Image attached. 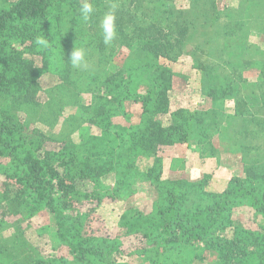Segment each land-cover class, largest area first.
I'll return each mask as SVG.
<instances>
[{
	"label": "rangeland",
	"instance_id": "374dc122",
	"mask_svg": "<svg viewBox=\"0 0 264 264\" xmlns=\"http://www.w3.org/2000/svg\"><path fill=\"white\" fill-rule=\"evenodd\" d=\"M16 1L0 0V12ZM202 1L90 0L95 11L85 21L82 0H48L45 19L9 22L0 36V134L10 154H0V264L16 249L24 255L31 249L48 261L68 258L54 216L24 186L14 158L24 152L42 158L63 143L73 147L83 170L69 169L63 179L75 186L70 217L88 214L91 235L119 240L120 264H156L171 246L179 251L176 264H220L219 250L237 226L249 236L261 233L264 220L259 223L241 197L226 205L224 218L198 243L172 234L173 245L152 248L140 236L125 237L119 226L129 208L150 212L154 184L170 188L167 198L182 212H199L219 202L231 183L251 179L252 166L264 167V19H235V37L245 44L236 61L244 63L229 68L217 46L198 49L197 36L188 31L174 41L165 28L168 9L170 16L186 18ZM241 1L250 4L207 0L214 11L200 21L208 26L218 12L223 26ZM112 7L116 37L105 45L100 21ZM127 13L142 22L123 23ZM204 29L212 28L197 34ZM166 38L174 47L165 45ZM75 47L85 49L86 69L69 63ZM13 124L16 135L9 136L6 126ZM194 199L196 206L189 208Z\"/></svg>",
	"mask_w": 264,
	"mask_h": 264
},
{
	"label": "trees",
	"instance_id": "16d2710c",
	"mask_svg": "<svg viewBox=\"0 0 264 264\" xmlns=\"http://www.w3.org/2000/svg\"><path fill=\"white\" fill-rule=\"evenodd\" d=\"M249 2L250 4L246 6V3L241 1L240 3L243 5L234 11L228 12L226 14L228 22L223 26L222 23H217V19L220 16L218 12H215L216 20L212 23L208 22V26L212 29L210 31L204 29L205 32H199V34H197L199 28L208 27L200 19L206 12L213 10L212 4L209 5L207 0H203L199 8L193 9V13L189 17L178 19L170 16L173 12L168 9V12H165L167 16L164 20L168 21L165 28L169 29L168 35H173L174 41L175 39H182L185 36V32L188 31L192 35L197 36L196 40L200 42L198 49L200 47L201 49L205 47L208 49L210 45L217 46L223 52V64L229 68H238L244 62L241 59L236 61V59L241 55L245 44L242 42L240 36L235 37L234 30L236 26L233 24L235 23V19L249 20L257 24L260 20L264 19V0H249ZM50 6L48 0L16 1L8 11L2 10L0 12V36L2 33L3 35L5 34L4 31L7 30L9 22H30L45 19ZM123 16L121 18H123V23L126 24L136 25L142 22L129 13ZM152 19L154 18L151 17V21ZM192 35L191 37L188 36V38L192 39ZM202 35L205 38L201 41L198 38L202 37ZM169 41L171 39L166 38L165 43H169ZM155 43L154 40H151L148 44L150 47H154ZM165 45L174 47V44L170 43ZM163 47L166 49L165 46ZM1 83L3 82L0 79ZM108 83H111V79L105 82L107 87H109ZM113 88L116 87L113 86ZM107 91L110 93L112 90L108 89ZM16 129L17 126L15 124L6 126L7 135H16ZM22 135L21 141L22 145H24L28 139V134ZM37 139L39 141V138ZM2 145L3 139L0 134V154L10 155L4 148L2 149ZM68 149L70 151L67 153ZM76 155L73 147L66 143L61 144L54 150L44 151L42 158H35L26 152H24L23 156L19 153L15 154L14 158L19 163V170L23 173L24 186L31 190L34 197L44 203L48 211L54 216L57 225L56 233L61 245L67 248L68 258L59 261H48L47 259L33 256L31 249L27 255L21 252L18 254V250L16 249L15 253L7 255V264H120L115 260V254L119 252L121 247L119 240L109 241L103 237L91 235L87 227L88 214L70 217L74 212L72 210V197L74 196L75 186H73V182L72 184L70 182L66 184L63 179L68 174L69 169L72 170V168H77V172L83 174V170L79 168L81 164L77 160L78 157ZM53 163H57V167H54ZM20 167H22V171ZM252 167V169L247 171L253 175L251 179L247 177L246 181L237 180L231 183L227 190L220 195L219 202H215L212 206H207L203 210L199 209L201 210L199 212L197 209H195L197 212L186 210L182 212L180 207L176 205L175 200H172V197L171 200L167 198L171 195L172 190L160 184H154L157 196L150 212L144 214L133 208H129L120 218L119 226L124 230L125 237L140 236L146 239V244L152 246V248L158 246L157 243H161L163 249H166L169 245H173L174 243L171 244V240L169 241L168 239L172 237V234L178 236L186 235L190 242L198 243L205 241L210 233V227L215 226L217 222L224 218L226 205L234 203L240 197L241 200L245 201L253 209L256 218L261 223L259 218L261 217L264 220V167ZM60 169L62 170L61 172ZM45 183L47 186H45ZM53 191L59 192L61 196L58 198ZM82 195L81 193V197ZM162 196H164L163 199L161 198ZM59 199H61V202L58 201ZM197 200L194 199L188 207L194 209V206L197 204L195 201ZM181 204L182 206L188 205L186 201ZM233 233V238L226 240L224 246L219 250L218 257H220V264H264V225L262 226L261 233L255 236L254 234L249 236L248 232L240 226H237ZM22 243L23 246L25 242ZM16 245H20L18 241L15 242ZM248 248L258 249L259 254L252 253L250 255V252H247L249 251ZM22 251L24 252V250ZM168 251L155 263H178L175 260L179 257V251L174 246L169 247ZM182 261L180 259L179 262Z\"/></svg>",
	"mask_w": 264,
	"mask_h": 264
},
{
	"label": "clouds",
	"instance_id": "9594fccd",
	"mask_svg": "<svg viewBox=\"0 0 264 264\" xmlns=\"http://www.w3.org/2000/svg\"><path fill=\"white\" fill-rule=\"evenodd\" d=\"M93 4L90 0H82L80 13L85 21L89 20L94 13ZM100 29L105 45H109L116 37V9L110 8L100 21ZM69 63L74 69H86V52L83 48H74L69 55Z\"/></svg>",
	"mask_w": 264,
	"mask_h": 264
}]
</instances>
